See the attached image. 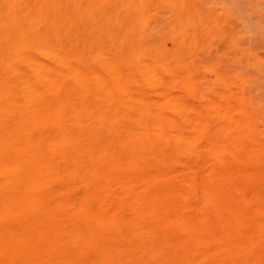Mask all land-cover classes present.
<instances>
[{
	"label": "bare ground",
	"instance_id": "1",
	"mask_svg": "<svg viewBox=\"0 0 264 264\" xmlns=\"http://www.w3.org/2000/svg\"><path fill=\"white\" fill-rule=\"evenodd\" d=\"M220 7L0 0V264H264V58Z\"/></svg>",
	"mask_w": 264,
	"mask_h": 264
},
{
	"label": "rangeland",
	"instance_id": "2",
	"mask_svg": "<svg viewBox=\"0 0 264 264\" xmlns=\"http://www.w3.org/2000/svg\"><path fill=\"white\" fill-rule=\"evenodd\" d=\"M216 1L218 7L227 6L243 24L245 34H238V38H244V44L258 58H264V0H206ZM197 68L200 69L199 81L202 88H210L214 73L212 67H220L225 70L230 78H233V68L230 54L221 48H209L196 58ZM245 74L251 79L246 87V97L254 102L264 104V78L249 66L244 69ZM259 123L261 124L262 121Z\"/></svg>",
	"mask_w": 264,
	"mask_h": 264
}]
</instances>
